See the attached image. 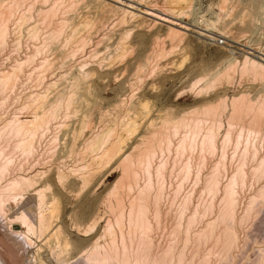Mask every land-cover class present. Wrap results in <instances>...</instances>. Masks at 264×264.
Instances as JSON below:
<instances>
[{
    "label": "bare ground",
    "instance_id": "obj_1",
    "mask_svg": "<svg viewBox=\"0 0 264 264\" xmlns=\"http://www.w3.org/2000/svg\"><path fill=\"white\" fill-rule=\"evenodd\" d=\"M22 1H24V0H6V1L0 0V53H2V52L4 53V50L6 51V49H5V45L7 47L6 42L8 41L10 34L13 33V32L11 33L9 31V21L11 22V20H12L11 16L13 14H15L16 9L19 7V5H21V3L23 4ZM46 1H48V0H46ZM46 1L44 0V2H46ZM57 1H59V0H55L54 4L50 3V6L48 5V8L46 6V9H44V7H42V8L39 7V9H35V12H36L35 16L37 17V22L35 21V24H33L32 26L29 25L30 28L28 26H26L27 28H25V30L27 29L28 34L27 33H25V34H27L29 37V34H31V32L29 33V31H32V35H33L35 33V28H38V26H35V25L36 24L38 25L39 20H40V24L42 23V26H43V24H46V27L47 26L49 27V30L47 31L48 36L44 34L45 35V38H44V35H41V36H43V38L41 37V39L42 40L46 39V41L48 43L53 41L52 45L56 39H59L60 42L56 45L54 43V45H53V46H55L54 50L56 48V50L58 52L55 51V54H54V52L51 51L53 53V55H52L53 57H51L52 59L50 58V60H47L48 58H46V59L42 58L43 60L39 61L38 67L41 66L40 69L42 67H44L45 70L49 69L48 71H50V69H52V68H58L59 69L61 67V70H62V67H66V65H65L66 64L65 63L66 62V60H65L66 53H65L64 49H67L66 51L67 52L69 51V58H71V56H72V58H74L75 54L77 55L80 53V56L78 55L79 58L75 59V62H74V64L76 63V66L71 62V64H73V67L75 66L74 68L77 67L76 68L77 74L74 73V74H71L70 76L66 75V77H63V73L58 74L57 73L58 71H57L56 73L58 74V76L56 75V77H55L53 74L50 75L53 71V69H52V71L50 73H48L49 76L50 77L53 76L52 78L58 77L60 79H59V81L54 82L55 79L52 81V79H50L48 77L52 82L51 81L46 82V83H48V84H46V86L48 85V87H49V85L50 86L54 85V84L56 85L58 82V84L60 86L62 85L63 88L60 89L58 92L56 91L57 92L56 94H54V91H53L52 93L54 95H52V93H50L52 95V98H50V99H48L46 94H41V93L39 94V91L41 89L38 91V93L33 92L34 94H31L32 93L31 92L30 93L31 95L29 94L30 96L27 95V97H25L26 101H24V103L28 102V106L31 107V111H32L31 112L32 113L31 118L32 119L29 118L28 120H25V119L20 120L17 117L18 115L17 116L15 115V116L9 118L7 121L4 120V123L3 122H2L3 124L1 123L2 125L0 124L1 125L0 126V264H232L233 263L232 262V260H233L232 256L235 254V253H233V255H232V251H233V247L236 244V240L238 238V237H236V234H238V233H235L236 229H234V227H233L234 226V224H233L234 219H235V217H237L235 215L236 213L234 212L235 204L237 202V197H236V193L234 191L235 187H233V186H235V184H237L238 182L240 183L239 185H241V183H243V180L246 177V171H243L242 165L244 167L243 163L245 162V158L248 157V155L251 156V159H253V161H254V159L256 160V164L253 167V173L256 175L260 174V177H262L261 175H262L263 170H264V154L263 153H262L263 155L259 154L257 142L260 140L259 139L260 137L264 136V99L253 100V99H251V97H248V94H246L244 92L242 93L240 91L241 92L240 94L238 93L236 95H232V97H230L228 101H227V98L224 96L215 98L214 102H209V101H206L207 99L206 100L202 99L205 102V104L203 105L202 108H200V109L195 108L193 110L190 109V112L188 110H186V112L187 111L189 112V113L187 112L188 113L187 115L183 112V115L181 114V116H180V113H179L178 116H180V117L176 118V120L173 119L175 117H173L172 119H167V120H163L161 118L163 120V122H161L160 125L156 123L158 126L153 123V119L150 120L149 122L147 121V124H145L144 128L142 129L143 133H138L136 135L137 136V139H135L136 145L133 147L131 146L132 149L130 148V152H128L126 155L124 154V156H123L122 151L124 149V144H123L125 141L124 136L125 135L127 136L128 134H130L131 132H133V130L136 131L137 123L139 122V118H138L139 113H137L136 115L134 114V116H133V113H135V112H133V110L135 109L136 104L134 103L135 106H134V109L132 110L133 104H130L132 95L126 94L125 92L119 93L120 95L118 94L119 97H117V99H118L117 102H119L120 105L124 106V110L122 109L123 112H120V110H119V112H120L119 113L117 111V114L119 113L118 116H117V114L115 115V113H114V115L116 116V118L113 120L114 122L112 124H110L111 123L110 122L109 124H106V125L103 123L104 128H101L102 130L99 129L100 130L99 133L96 132L95 135H90L87 137L84 136L82 138V140L80 138V142L82 141V144H83V150L88 154L86 156H88V158H89L88 160H90L91 163H89V161H88L89 166L87 164L86 165L89 168L85 167V168H87L86 170L84 169V165H82L83 168H81V166H80L78 170H77L78 167L76 169H74V170H76V172L79 171L78 175L80 174V170L81 171H83V169L85 170L84 173L80 174V176L83 178V182L86 183V178L91 177L92 174H94V171H96V169L98 167L100 168V166H103V165L107 166L109 164H112L113 162L115 163L116 161H118V164L117 163L116 164L118 166H120V167H118L119 169L121 168L120 169L121 173L118 175L119 179L117 181H115V183L113 181V183L115 185H114L113 189H111L112 192L110 194H109V192L107 193L113 199V202H111V201L109 202L110 199L107 200V198L105 197L106 198L105 201L110 203L109 205H107L108 203L106 202V205L111 208L110 210L112 212V216H111L112 219L111 220L108 219L109 217H107V216H106L107 218L104 217L105 223L103 226H102V224L97 226L96 222H94V221L92 222V219H91V222H92L91 225L89 223H88L89 225H87V221H86L85 226H81L80 222L78 225H71L70 227L64 226L65 219L57 211V204H56L57 198H55V195L53 194V192L49 195H46L45 190L48 189V186H45L44 184L42 186L37 185V182L33 179V176L32 175L29 176L28 173H25L24 168L22 167V162H21V164L18 163L19 158L21 157V154H22L21 159H24V155H26L25 156L26 160H27V158L31 157V154H34L35 153L34 151H36V149H38L37 144L39 145L41 140L43 141V139L47 138V142L45 139L46 145L49 141L50 142L56 141V133L54 134L55 131L51 133V131H53L54 129L57 130L59 127L57 128L55 126L59 125V123L57 125H53L54 128L52 127V129L50 131V128L52 125L51 121L53 122L54 119L55 120L57 119V117L55 118V113L57 110H59V109L62 110L64 108L62 111H65L69 108L71 101H72L71 96L73 94L74 95L80 94L79 92L81 90L89 93L87 90L90 89L89 87L92 88V85L108 82V81H110V79H113V77L114 78L116 77L114 72L117 73V71H115V70H113L110 74L109 73L108 74H102V71L114 68L116 58L118 56L119 57L123 56V54L125 53L127 48L125 45L124 46L120 45V44H122V42H120V38L121 37L123 38L124 35H125L124 37H126V35L128 36L130 31H129V29H128V31L125 30V32L127 34L123 33V36H121V37L118 35L119 39H118L117 35H115L116 37L112 38L109 36V33H106V34H108V36H107L108 40L103 45H104L105 49H106V47H108V48L110 47L111 51L109 50L110 53L108 52L109 54L107 57H105L104 56L105 54H104L103 58L98 59V54H96V53H98V48L96 50V46L100 42H102V41L104 42V39H107L106 35L104 33H100V31H101L102 27L104 28L103 25H108V22H109L108 20H110V18L108 19V18H105L106 16L105 17L103 16L105 19H108L107 20L108 22H106L107 24H104L106 20L100 17V14H99L100 12H102L104 10H106V11L108 10L107 12L112 10V12H114L113 10H115V9H119V11L122 12V15L120 17L118 15V13L120 14L119 11L118 12L116 11L117 13L116 12L114 13L115 15L117 14V16H116L117 18H115V20H117V21L114 22L115 21L114 20L113 21L114 24H113V22H111L112 21L111 20L110 22L112 23V26L115 24L117 25L118 23H122V21L124 20L123 18H126V17H123L125 15L126 16L129 15L131 17V19H133L135 17H139L141 14L144 16H147V17L148 16L151 17L152 19H149V20L151 21L152 24L153 23H155V24L159 23V24L163 25V23H165V28H164L165 36H163L165 41H166V39H169L172 42L176 41V40H179V41L182 40L183 36L185 35L182 30H185V31L190 30L192 27L196 28L198 35L207 38V40L208 39L209 40H215L216 39L215 38V36H216L215 32L209 31V33H208V29H207L208 27L207 28H205V27L201 28V27L197 26L198 24L196 26H194V24H195L194 20H193V23H194L193 25L190 23L185 24V23L177 22L174 20V18H176L178 16H182L179 14L183 11L184 7L188 6V8H189V5L191 3V1H189V0H163L162 5L164 4V8H162V5L159 8L157 6H154V7L152 6L153 7L152 8L151 6L145 5L146 3L142 4L139 1L138 2L137 1L132 2L133 0H111L114 3H117V4L119 3L122 7L118 6V5L115 6L113 4L105 2V0H80V2L85 1L89 5L92 4L93 10L90 13L86 11L87 9L85 10L86 12L82 13V11H84V6L82 4V6H83V9H82V6L79 5L80 4L78 2L79 0H69L68 2L65 0L66 3L62 1L63 4H59V5L57 4ZM140 1H142V0H140ZM143 2H144V0H143ZM221 2H223V0ZM247 2L251 5H254V6L257 5L256 0H247ZM247 2H246V4H248ZM77 4L81 7L80 15H78V14L74 15ZM237 4L238 3L236 2V5ZM249 4H248V6H249ZM86 5H85V7L87 8L88 6H86ZM139 5H141V7H139ZM234 5L235 4L232 3L233 7H234ZM260 5H259V7H260ZM24 6H26V5H24ZM31 6H32V2L28 6L26 11L30 12L31 9L34 10L33 9L34 7L33 6L31 7ZM228 6H230V5H228ZM243 6H244V3H243ZM245 6H247V5H245ZM221 7L223 8V5ZM20 8H19V10H20ZM237 8H241L244 11L245 7L242 8V5H241V7L238 6ZM61 9H63L64 11H67L68 15L65 14L64 16H62V14H61L62 17L60 15H58V12ZM229 9L230 8L227 7V10H229ZM23 10H24V8H23ZM23 10L19 11L18 17H16L18 14H16V16L13 15V17H16L15 19H17L16 20L17 22H19V21L21 22V20L25 18V13H21V11H23ZM71 10L74 13L73 15H70L71 13L69 14V11L71 12ZM134 10L137 11V13ZM220 10H221V8H220ZM233 10L235 11V9H233ZM17 11H18V9H17ZM80 11H78V12H80ZM225 11H224V15H222V16H225L227 14V12H225ZM29 12H28V14H29ZM238 12H240V11H238ZM87 13H89L90 15ZM103 13L104 12H102V14ZM243 13H241V14H243ZM186 14L187 13H184V15H186ZM55 15H58V18L61 17V20L59 19L60 21L59 20L56 21L55 18H57V16H55ZM111 15H113V14H111ZM111 15L109 14L107 16H111ZM246 15H247V13H246ZM113 17H114V15H113ZM26 19L27 18L24 19L25 22L27 21ZM54 19H55V21H54ZM112 19H114V18H112ZM154 20H156L157 22ZM24 21L22 20V23H21V24L24 23L23 26L25 25ZM14 22L15 21H13V24H14ZM137 23H139V22H137ZM11 25H12V23H11ZM16 25H19V24H15V25H12L10 27H12V28L14 27L16 29ZM20 25H19V28L17 27L18 28L17 30H19V31H20V27H21ZM109 25H110V23H109ZM141 25H142V23H141ZM176 25H177V27H175ZM65 26H68V28H67L68 31H66L67 29L64 30ZM118 26H119V24H118ZM190 26H192V27H190ZM208 26H209V24H208ZM39 27H41V26L39 25ZM43 27H45V26H43ZM109 27H111V25ZM116 27L117 26H115V28ZM210 27H209V29H210ZM212 28H213V26H212ZM15 29H13V30H15ZM43 29L45 30L46 28H43ZM130 29H131V27H130ZM219 29L220 28H218V30ZM109 30H110V28L108 29V31ZM192 30H194V29H192ZM221 30H222V32L220 30L217 32V33H219V35L224 34V32H225L223 30V28H221ZM225 30H226V28H225ZM228 30H227L228 32L226 31L225 34L226 33H232L230 31V29H228ZM115 31H117V30H115ZM119 31H120V28H119ZM9 32H10V34L8 35ZM39 32L37 31V33H39ZM106 32H107V30H106ZM14 33H16V35L15 34H12V35L17 36V32L14 31ZM92 33L96 34V38L97 37L98 38H97V40L95 39L94 42L92 41V44L90 46L94 45L95 47L90 49L89 44L91 42L89 43V40L91 38L90 37L91 35L87 36V34H92ZM7 36H9V37L7 38ZM14 36H12V40H14L13 39ZM226 36H229V34ZM230 36H231V34H230ZM234 36H235V34H234ZM36 37H37V34H36ZM18 38H19V33H18ZM29 38L32 39V37H29ZM161 38H162L161 35H157L156 37H153L151 39V41H149L150 45L149 44H147V45L152 48V54H150V53H149V55L145 54V57H146L145 58L146 60H144L145 62L148 59L150 60L152 58V60L155 62L152 65L157 66V64L159 63V62H157V60L160 59L163 54H166L163 52L165 50V48H163L160 45L163 42V39H161ZM16 39L17 38H15V40ZM35 41L36 40H34L33 42H35ZM121 41H122V39H121ZM123 41H124V39H123ZM179 41H177V42L179 43ZM25 42L27 43V41H25ZM57 42L58 41H56V43ZM48 43H46V45L43 47H45V48L49 47L50 48L51 45L47 46ZM87 43H89L87 46L91 50V52L87 51L85 48ZM144 43H145V40L142 38L141 44H144ZM14 44H18V39H17V42L15 41ZM41 44L42 45L45 44V40H44V43L42 41ZM65 46L68 48H66ZM40 47H41L40 45L38 47L36 46L35 50H36V48L44 50L43 47L42 48H40ZM128 48H131V47L129 46ZM47 49L48 48H46V50ZM33 50H34V47H33ZM41 50H38L39 53L41 52ZM38 51L36 50L37 53H38ZM118 51H119V53H118ZM77 52H79V53H77ZM255 52H257V54L253 53V51L249 52V54L251 53V55H253V57H255L257 60L253 57L243 55L241 67L239 66V71L241 73H243V75L245 74L244 72H246V73H249L250 76H253L252 78H258L260 80H264V47H262V49H260V51L255 49ZM49 53H50V51H49ZM27 54H26V57L25 56L23 57V60L17 59L16 61H14V63L11 61V64H9V66H11L9 68L10 72L8 70L0 72V91H2L5 88H8L7 90L9 92V88L13 87V84L15 87L16 86L15 83H18V82H20V80H22L21 78H20V80L19 79L17 80V78H14V76H15V71H16V77L19 74L21 75V77L24 76V75H22V73H18L20 71H23V70L19 71V69L20 68L22 69L23 66L24 67L28 66L27 63L30 60L33 61L31 55L29 57ZM30 54H31V50H30ZM33 55H35V54L33 53ZM63 55H65L63 57L64 65H63V62L61 61V57ZM94 55H97V56H95L96 59H94L93 63H89L88 62L89 59L92 60V58H90V57H92ZM106 55H107V52H106ZM35 56H34V59H35ZM40 56H41V54H40ZM67 57H68V55H67ZM67 57H66V59H67V66H68V65H70L69 64L70 62L68 63L69 58H67ZM75 58H76V56H75ZM123 58H124V56H123ZM162 59H163V57H162ZM72 60H70V61H72ZM148 61L146 63H148ZM220 61H222L220 63V64H222V66L220 65L221 66V67L219 66L220 68L217 67L215 69V71L212 73V75L210 74L211 76H210L209 80H206L203 83H201V81L204 80V77L203 78L198 77L193 83L191 82L192 84H190V89L191 90L192 89L197 90L196 94H199V93L205 91L204 95H206L205 94L206 91H208L209 88L212 87V85L218 83V81L220 83H222L221 81L223 80L226 83H229V81L231 79L230 77L232 76V75H230V73H233L232 72L233 67L237 68V66H236L237 61L234 57H230V56H229V58H225L224 60H220ZM145 62H144V64H145ZM150 62H151V60H150ZM29 63H31V62H29ZM0 65H2V64H0ZM139 66H140V69L138 71H140L142 69L141 64ZM8 67H7V69H8ZM71 67L72 66L70 65V68ZM34 68H36V67L33 66V69ZM70 68L67 70L71 71L73 69V68L72 69H70ZM145 68H147L146 64H145ZM236 68H234V70ZM58 69H56V70H58ZM63 69L65 70V68H63ZM231 69H232V71H231ZM3 70H6V69L3 68ZM17 70H18V72H17ZM34 70L36 73L37 70L36 69H34ZM144 70L146 71V69H144ZM30 71H31V69H30ZM43 71L44 70L42 68L40 71V72H42L41 73L42 75H43ZM48 71H44V73L48 72ZM55 71H53V73ZM68 71H66V73ZM141 71H140V73H141ZM62 72H63V70H62ZM149 72H151V71H149ZM37 73H38V78H39V74H40L39 71ZM37 73L35 74V76L37 75ZM140 73L138 72L136 74L137 75L139 74L138 76L142 77V74L140 75ZM241 73H239V74L241 75ZM45 75H44V77L47 78V76H45ZM64 75H65V73H64ZM146 75H147V73H146ZM27 76L29 77V80L32 79V78H30L32 76V74H31V76L25 74V81L28 80ZM35 76H33V77H35ZM60 76H62V78ZM138 76H137V78H138ZM18 78H19V76H18ZM22 78H23V82H24V77H22ZM143 78L144 77H142V79ZM41 79H42V77H40L41 84L37 80V77L34 79V82H36L35 87L36 86L37 87L38 86L39 87L44 86L45 83L42 85V81L44 82V80L41 81ZM56 80H58V79H56ZM135 80L137 81L136 75H135ZM140 80L141 79L139 78V82H140ZM13 81H14V83H13ZM231 81H232V79H231ZM26 82H28V81H26ZM32 82H33V80H32ZM129 82H131V81H129ZM20 83H22V82H20ZM24 84H26V83H23V85L22 84L21 85L24 86ZM19 85L20 84H17L18 87H19ZM21 85H20V87H21ZM58 88H61V87H58ZM125 88H127L126 85H125ZM128 88H129V86H128ZM139 88H140V86H139ZM65 89L68 90L66 96H64V94H65L64 90ZM12 90H15V89L12 88ZM91 90H90V92H91ZM92 91L94 92V89ZM5 92H6V90H5ZM45 92H47V90H45ZM63 92H64V94H63ZM0 94H2V95H0L2 97L6 93L0 92ZM91 94L94 95L93 93H91ZM194 94H193V96H194ZM199 95H201V94H199ZM5 96H7V95H5ZM15 97H16V95H15ZM75 97H77V95H75ZM82 99H84V97H82ZM4 100H6V99H4ZM75 100H76V98H75ZM75 100L73 99V102H75ZM78 101L81 105V99ZM127 101L130 105L127 103ZM142 101H143V98H142ZM1 102L3 103L2 99H1ZM132 102H134V101L132 100ZM126 103L128 104V106H125ZM139 104H141V103L139 102ZM139 104H137V105H139ZM24 105H26V103ZM92 105H93V103H92ZM28 106H27V108H28ZM145 106H146V104H145ZM201 106H202V104H201ZM77 107H78V105H77ZM87 107H88V104H87ZM24 108H26V107H24ZM136 108L139 109L138 106ZM153 109H154V107H153ZM60 110H59V112H60ZM84 110H85V108H84ZM139 110H141V109H139ZM170 110L171 109L169 108V111ZM62 111H61V114H62ZM135 111H136V109H135ZM148 111H149V109H148ZM107 112L108 111H106V113ZM130 112L132 114H130ZM146 112H147V110H146ZM166 112H167V109H166ZM63 113H64L63 116H65L66 113L65 112H63ZM75 113H77V112L75 111ZM57 114H58V111H57ZM103 114H104V112H103ZM103 114H102V116H100L101 118L103 117ZM147 115H148V112H147ZM166 116L167 115H165V117ZM70 117H72V116H70ZM89 117H91V116H89ZM145 117H146V114L143 117L142 122H144ZM63 120H65V117L62 119V121ZM83 120H84V118H83ZM146 120L147 119H145V121ZM85 121H86V117H85ZM56 122H57V120H56ZM61 125H62V123H61ZM82 125H83V123H82ZM84 125H85V123H84ZM139 125H140V122H139ZM60 128H62V126ZM64 128L66 129V127H64ZM64 128H62V129H64ZM79 128H81V127H79ZM82 129H84V128H82ZM65 131L66 130H64V132ZM88 131H90V130H88ZM88 131H87V133H89ZM56 132H58V130ZM79 132H81V131L79 130ZM76 134L78 136V132ZM65 137H67V136H65ZM128 137H129V135H128ZM73 139H74V137H73ZM77 139H79V137ZM73 142H71V143H73ZM218 144L220 146L219 149L221 148V152H222L221 154L223 157V158H221V160L223 159V161L225 159L224 158V154H225L224 153V147L226 145H231L233 147V151H231L233 153L229 152V154L231 153V158H229L231 160H232V157L235 156V154L238 152L237 149H239V147H240L238 155H236V156H238V160L240 162V165L237 163V166L238 165L239 166L237 168H235V172L233 171L234 173H232L228 176V179H227V181H225L226 183L223 184V186H222L221 179H220L221 175L217 171L218 162H220L221 160L220 161L218 160L217 165L214 164V167L212 168L213 170L209 174L206 172L207 175L204 176L203 184L201 183V185H203L202 188L204 191L211 194L213 199L219 192L220 193L222 192L221 194H222V200H223L222 205L223 206L221 205L222 206L221 210H219V213L216 217L214 216L215 218H212L213 220H206L201 226L197 227L196 230H193V229H195L194 226H193L194 228L192 227L193 229L190 226L193 224V222L191 223V221L193 219L190 216V218L187 219V223L185 224L186 227L184 226L185 228L184 229L182 228L184 231L183 232L181 231L183 233L182 234L183 237L181 239V240H183V242H181V245L178 246L177 241L181 235V233H180V230H181L180 226L181 225L179 226V224H181V223L178 224L179 217L177 219L176 218L177 216L174 214L176 216L175 217V220H176L175 223H177L178 226L175 223H173L174 222V220L172 218L173 214L171 216L173 222L170 220V218L167 221L166 219L168 217L166 218V216L169 215L170 213L169 214L164 213L163 212L164 210L162 211L161 210L162 207L160 208V205H159L161 203L160 200H162L161 199L162 198V196H161L162 190L160 188L167 178V177L165 178V175H167L166 171H167V169L169 170V167H168V163H169L168 157L169 156H168V154L169 153L171 154V152H174L173 155L172 154L171 155H172V158L175 156L174 160L176 161L177 159L178 160L180 159L177 156L180 157V155H182V154L184 155V152L186 153L188 150H189L188 154L190 153V151H192L195 148H199V150L207 149L208 151H210V150H215V148L218 146ZM52 145L49 146V143H48L47 150L49 148L51 149ZM79 146H80V143H79ZM54 147H56V144ZM16 150L20 151L19 152L20 157H19L18 153H17L18 156H15ZM51 150H53V149H51ZM199 150L197 152L200 153ZM48 151H50V150H48ZM70 153H71V151H70ZM51 155H52V153H51ZM78 155H79V152H78ZM83 155L85 157V153H83ZM200 156H201V154H200ZM16 157H18V160H16L17 159ZM38 157H40V156H38ZM190 157L191 156L189 155L188 158L190 159ZM43 158H42V160H43ZM182 158L183 157H181V159ZM156 159H157V162H156ZM189 159H187L185 161L183 167H181V169L183 170V173H182L183 177L187 176L186 173L189 172L190 167L192 165V164H190L192 160L189 161ZM58 160H61V159H58ZM200 160H201V157H200ZM36 162H37V160H36ZM74 162L77 163L76 160ZM171 162H172V164L174 163L173 159ZM24 163H26V162L24 161ZM202 163H203V161H202ZM214 163H216V162H214ZM251 163H252V161H251ZM31 164H32V162H31ZM61 165H63V164H61ZM179 165H180V163L175 167H177V169H178V168H180ZM197 165H195V166H197ZM39 166H40V163H39ZM169 166H170V164H169ZM175 167H173V169ZM27 169H26V171L29 170V169L28 170ZM197 170L195 172L196 177L194 176L195 174L193 173V176L195 177L194 180H196V178L198 179L199 175H200V174H197V172H198ZM244 170H245V168H244ZM170 171H171V168H170ZM174 172H177V171H174ZM140 174L142 175V177H144L143 183L141 182V186L143 185L142 187H140V185H139V181H142V179L138 180L139 177L141 178V176H139ZM78 175H76V176H78ZM57 176H60L59 172L57 173ZM80 176H78V178ZM257 177H259V176H257ZM186 179H187V177H186ZM254 179L256 180V178H254ZM154 181L157 183V186H159V187H157V189L155 187L156 191L151 194V190L153 189V188H151V184L154 183ZM201 182H202V180H201ZM155 185L156 184H154L153 187ZM242 186H243V184H242ZM259 188H260V186H259ZM203 190H201V191H203ZM47 191H49V190H47ZM153 191H154V189H153ZM236 192H237V190H236ZM263 192H264V184L258 190L259 194H262ZM176 193H177V190H176ZM106 196H108V195H106ZM253 196H254V194H253ZM255 196H257V195L255 194ZM257 198H260V197H257ZM186 199H188L187 195H186ZM186 199H185V202H186ZM219 202H220V200H219ZM89 203H90V201H89ZM212 203L213 202L210 201V203L208 205H206L207 207L205 208V210H207V211L211 210V212H212V207H213ZM103 204H104V202H103ZM109 207L107 210H109ZM166 207L168 208V206H166ZM167 208H165V209L168 212ZM177 209H178V207H177ZM245 209H246V207H245ZM195 210H196V208H195ZM195 210H194V212H195ZM242 212L243 211H241V213ZM107 215H109V214H107ZM101 217H102V215H101ZM101 217H99V219ZM262 218H264V217H262ZM95 219H97V217ZM237 220H238V217H237ZM260 220H262V219H260ZM100 221H101V219H100ZM164 221H165V223L169 222L170 224H172V225H170V226H172V227H170V229L168 228L169 227V225H168L167 229H169V230H167L166 227L164 226L165 225ZM262 222H261V224H262ZM169 223H166V226ZM216 223H219V224H216ZM259 223H260V221H259ZM219 225H220V227L218 228ZM215 226L218 228V230ZM255 226H257V223ZM215 228H216V230H215ZM163 229H165V230H163ZM253 229H255V228H253ZM166 230H167V234H166L167 238H165L166 240H164V232L166 233ZM162 231H164V232H162ZM260 231H257V232L259 233ZM159 233H161V234L163 233V240H160V238L159 239L156 238L157 234H159ZM249 234L251 235V233H249ZM160 236H162V235H160ZM248 237H250V236H248ZM261 237H262V235H261ZM256 250H258V249H256ZM262 251H264V250H262ZM240 260H242V259H240ZM257 262H259V261H257ZM239 264H240V262H239Z\"/></svg>",
    "mask_w": 264,
    "mask_h": 264
},
{
    "label": "rangeland",
    "instance_id": "obj_2",
    "mask_svg": "<svg viewBox=\"0 0 264 264\" xmlns=\"http://www.w3.org/2000/svg\"><path fill=\"white\" fill-rule=\"evenodd\" d=\"M30 1L31 0L22 1L23 4L21 3V5H19V7L17 8L18 11L16 9L15 14H13L14 16H16V14H18L19 11L23 10V8H24V10L21 11V13H25V18H27L26 22L24 21L25 18L22 19L25 22V25H24L25 27L23 26L24 23L21 24L22 20H21V22L20 21L17 22L16 21L17 19H15L16 17L19 16V14L16 17H13V15L11 16L12 20H11V22L9 21V31L11 33L13 32L12 34H15V35H16V33H14V31L17 32V36H14V35L10 34V32L8 33V35L10 34V37L7 36V38L8 37L9 38H8V41H7L8 43L6 42L7 47L5 45L6 51L4 50V53L3 52L0 53V64H2V65H0V69H1L0 72L1 71H7V70L10 72L9 68L11 66H9V64H11V61L14 63V61H16L17 59L18 60H23V57L24 56L26 57L27 53H28L27 55L29 57L31 55V57H32L34 62L32 60H30L29 62H31V63L33 62L32 64L28 62L29 63V64L27 63L28 66H26V67L23 66L24 68L22 67V69L21 68L19 69V71L20 70H23V71L18 72V70H17L18 73H22V75H24V76H22V77H24V82H23V78L21 77L20 74L18 75L19 78H18V76L16 77V71H15L14 78H17V80L18 79L20 80V78H21L22 80H20V82H22V83L17 81L18 83H15V85H16L15 87H14V84H13V87L9 88V92L7 90L8 88H5L2 91H0L1 93L2 92L6 93L2 97L0 96L1 97L0 98V102H1V99L3 101V103L2 102L0 103V124L2 122L4 123V120L7 121L9 118H11V117H13L15 115L16 116L18 115L17 117L20 120H24V119L28 120L29 118H31V115H32L31 107L28 106V102H25L26 105H24L25 104L24 101H26L25 97H27V95L30 96L31 94H34L33 92L38 93V91L41 89L39 91V94L40 93L41 94H46L48 99H50V98H52V95L56 94L60 89L63 88L62 85L60 86L58 84V82H57L56 85L55 84L51 85V86L49 85V87H48V85L46 86V84H48L46 82H50L51 81L50 79H52V81L55 79L54 82L55 81H59L60 78H58V77L57 78H52L53 76L50 77L49 74H48V73H50L52 71V69H53V71H55L58 68H52V69H50V71H48L49 69L45 70L44 67H42L44 71H48V72H45V73L43 71V75H42L41 74L42 72H40L42 68L40 69L41 66L38 67L39 66V61L43 60L42 58H45V59L48 58L47 60H50V58L53 57L52 56L53 53L51 51H53L54 54H55V51L58 52L56 50V48L54 50L55 46H53V45H54V43H55V45L58 44L60 42V40L56 39L55 42L53 43V45H52L53 41L48 43L46 41V39L42 40L41 37L43 38V36H41V35H44V34L47 35V31L49 30V27L47 26L48 27L47 28L46 24H43V26H45V27H43L42 23L40 24V20L38 21V25L37 24L35 25V26H38V28H35V33L32 35V31H29V33L31 32V34H29V37H32V39H30L28 37L27 29L25 30V28H27L26 26H28L30 28V26L35 24V21L37 22V17L35 16V14H36L35 9H39V7L40 8L44 7V9H46V6L48 8V5L50 6V3L54 4L55 0L54 1L53 0H48V1L45 0L46 2H44V0H34V1L32 0L31 2H32V6L34 7L33 8L34 10L31 9V11L29 12V11H26V10H27L28 6L31 4ZM62 1L66 3V1L68 2L69 0H66V1L65 0H61V1L59 0V1H57V4L58 5L59 4H63ZM136 1L137 2L139 1L142 4L146 3L145 5H148V6H151V7L152 6L153 7L157 6L158 8L161 7V5L163 3V0H152V1L151 0H144V2H143V0L142 1L133 0L132 2H136ZM189 1H191L190 5H189V8H188V6L184 7L183 11L179 14V15H182V16H178V17L174 18V20L177 21V22L185 23V24L186 23H190L192 25L194 24L193 23V20H194L195 21L194 26H196L198 24L197 26L201 27V28L202 27L203 28L204 27L205 28L208 27L207 28L208 29V33H209V31L215 32L216 33V36H215L216 39L215 40H209V39L207 40V38L198 35L196 28L190 26V27H192L190 30H186V31L182 30L184 32V34H185L183 36L182 40H180V41L176 40V41L172 42L169 39H166V41H165V39L163 38V36H165V34H164V32H165L164 31L165 23H163V25L159 24V23H156V24L153 23L152 24L151 21L149 20V19H152L151 17L148 16L149 17L148 18L147 16H144V15L141 14L139 17H135L136 19L135 18L131 19V17L129 15H127V16L125 15L123 17H126L127 19L123 18L124 20L122 21V23H118L117 22L120 27L118 26V24L117 25L115 24V25L112 26L111 22H113L115 20V18H117L116 17L117 14L115 15L114 13L116 11L118 12L119 9L113 10L114 12H112V10L109 11V12H107L108 10L107 11L104 10V11H102V12H104L103 14H102V12H100L99 14H100L101 18H103V19H105V18L109 19L110 18V20L105 19L106 21H105L104 24H107L106 22L109 21L108 25L110 23L111 27H109L110 25L109 26L108 25H103L104 28L103 27L101 28L100 33H104L106 35L107 39H104V42L103 41L100 42L97 45L98 47L96 46V50L98 48V53H96V54H98V59L103 58L104 54H105L104 56L107 57L108 54L110 53L109 50L111 51L110 47H109L110 49L108 47H106V49H105V47L103 45L108 40V37H107L108 34H106V33H109V36L114 38V37H116L115 35H117V36L119 35L120 37L123 36V33H126L125 30L128 31V29H129V31H130L128 36L126 35V37H124L125 36L124 35L123 38L122 37L120 38V42H122V44H120V45H123V46L125 45L126 48H127V50L124 53L125 55L123 54L124 58H123V56H120V57L118 56L117 58L115 57L116 60H115L114 68L102 71V74H108V73L110 74L113 70H115V71H117L118 74L116 72H114L115 75H116L115 78L113 77V79H110V81H108V82L92 85V88L89 87L90 89L87 90L89 93H87L85 91L88 95L82 90L79 92L80 94H75V95H77V97L79 96L78 98L75 97V95L73 94L71 96V98H72L71 99L72 100L71 104H70L69 108L67 109L68 111L67 110L62 111L64 108L63 109L61 108L62 110L59 109L60 112H59V110H57L58 114H57V111H56L55 118L57 117V119H56L57 122H56L55 119H54L55 121L54 120H53V122L51 121L52 125H51V128H50V131H51L53 125H57L58 123H59V125H57L55 127H57V128L59 127L60 128L62 126V128L66 127V129L65 128L64 129H62V128L59 129L58 128L57 129L58 132H56L57 131L56 129L51 131V133L54 132V131H55L54 134L56 133V141L50 142L48 140L49 141L48 142L49 146H51L53 144L52 147H51V149H53V150H51L50 148L48 149L50 151L47 150L48 143L46 145L47 138H45L46 142H45V139H43V141L41 140L39 145L37 144L38 149H36V151H34L35 153L33 152L34 154H31V157L27 158V160H26V157H25L26 155H24V159H21L22 158V154L20 153L21 154V157H20V155H19L20 151H17L18 149L15 151V156L19 155V157H20L18 163L21 164V162H22V167L24 168L25 173H28L29 176L32 175L33 179L37 182V185L42 186L44 184L45 186H48L47 190H49V191L45 190L46 195H49V194H51L53 192V194L55 195V198H57V201H56L57 202L56 203L57 204V211L65 219L64 226L70 227L71 225H78L79 222H80L81 226H85L86 225V221H87V225H89V224L91 225V223L94 221V222H96L97 226L101 225V224L103 226L104 223H105V221H104L105 218L104 217L107 216V217H109L108 219H110V220L112 219V217H111L112 216V212L110 210L111 208L109 206H107L110 203L105 201V199L106 198H107V200L110 199L109 202L110 201L113 202V199L110 197L109 194L112 192L111 189H113V187L115 185L114 184L115 181H117L119 179L118 175L121 173L120 172L121 168L120 169L118 168V167H120V166L117 165L118 161H116L115 163L113 162L112 164H109L107 166L106 165L105 166L104 165L100 166V168L98 167L99 169L97 168L98 170L96 169V171H94V174H92L91 177L86 178V183L87 184L85 182H83V178L80 176V174L84 173V171L87 168H89L88 166H89V163H91V162H90V160H88L89 159L88 156H86L88 154L83 150V144H82V141L80 142V138L82 140V138L84 136L87 137V136H90V135H95L96 132L99 133L100 130H102L101 128H104V124L106 125V124H109L110 122H111L110 124H112L114 122L113 120L116 118L115 115L117 114V111L119 112V110H120V112H123L124 106L120 105L119 102H117V100H118L117 97H119V95H120L119 93L125 92L126 94H131L132 95L131 101H130L131 102L130 104H133L132 110L134 109V106L136 104V106H135L136 111H135V109L133 110V112H135V113H133V116H134V114L136 115L137 113H139L138 114L139 116L138 115L137 116H138L139 122H140V125H139V122L137 123L136 131L133 130V132L128 134L129 137H128V135L124 136L125 137V141L123 143L124 144V149L122 151L123 156H124V154L126 155L128 152H130V148L132 149V147L136 145V140H135V139H137L136 135L138 133H143L142 129L144 128L145 124H147V121L149 122L150 120L153 119V123L155 125H157V124L160 125L161 122H163V120L172 119L173 117H175L173 119L176 120V118L180 117L181 114L183 115V112L187 115L190 112V109L193 110L195 108H197V109L202 108L203 105L205 104L204 100H206V99H207L206 101L214 102L215 98L224 96V97L227 98V101H228L229 98L232 97V95H236L238 93L240 94L241 92L242 93L244 92V93L248 94V97H251V99H253V100L264 99V80H260L258 78H252L253 76H250V74L246 73V72H244L245 74L243 75V73H241L239 71V66L241 67V62H242L243 55H247L249 57H253V55H251V53L249 54V52L253 51V53L257 54V52H255V49L260 51V49H262V47H264V0H256V4H257L256 6L249 4L247 2V0H239V1L238 0H223V2H221L222 0H189ZM235 1L238 3L237 5L239 7H241V5H242V8L245 7L244 11L241 8H237L238 6L236 5ZM78 2L80 3V4L78 3L80 6H82V4L84 6V11H82V13L86 12V11L90 13L93 10L92 9L93 8L92 4L89 5L85 1H81L82 2L81 3L80 0ZM105 2H108V3L113 4L115 6H117V5L121 6L119 3L118 4L114 3L111 0H105ZM246 2L249 4V6H248V4H246ZM232 3H234L236 6L234 5V7H233ZM243 3H244V6H243ZM78 4H77L76 10H75V14L71 10V12L69 11V14L71 13L70 15H73V14L74 15H77V14L80 15L81 7ZM24 5H26V6H24ZM85 5L88 6V7L86 8ZM222 5H223V8L221 7ZM228 5H230V6H228ZM245 5H247V6H245ZM259 5H260V7H259ZM83 6H82V9H83ZM139 7H141V5H139ZM227 7L230 8V9L227 10ZM19 8H20V10H19ZM162 8H164V4L162 5ZM220 8H221V10H220ZM233 9H235L236 12ZM61 10L58 12V15H60V16H61V14H62V16H64L65 14L68 15L67 11H64L63 9H61ZM237 10L240 11V12H238ZM78 11H80V12H78ZM224 11L227 12V14L225 13L226 15L222 16V15H224ZM28 12H29V14H28ZM119 12H120V14L118 13V15L120 17L122 15V12L121 11H119ZM135 12L137 13V11H135ZM89 13H87V14H89ZM184 13H187V14L184 15ZM241 13H243V14H241ZM246 13H247V15H246ZM109 14L110 15L113 14L114 17H113V15L107 16ZM58 15H55V16H57V18H55L56 21H58L59 19L61 20L62 16L61 17L59 16L60 18H58ZM103 16L104 17L106 16V17L104 18ZM111 17L114 18V19H112ZM55 19H54V21H55ZM13 21H15L14 24H13ZM116 21L117 20H115L114 22H116ZM154 21H156V20H154ZM114 22H113V24H114ZM137 22H139V23H137ZM140 22L142 23V25H141ZM11 23H12V25H15V24H19L20 25L21 24L20 25L21 26L20 27V31L17 30L19 28V25H16V29H15L14 27L13 28L10 27V26H12ZM208 24H209V26H208ZM39 25L41 27H39ZM115 26H117V27L115 28ZM212 26H213V28H212ZM130 27H131V29H130ZM175 27H177V25ZM209 27H210V29H209ZM43 28H46V29L44 30ZM67 28H68V26H65L64 30L67 29ZM109 28H110V30L108 31ZM119 28H120V31H119ZM218 28H220L219 30L221 32H222L221 28H223V30L225 32L228 29H230V31L232 33H226L225 34V32L223 31L224 34H220L219 35V33H217L219 31ZM225 28H226V30H225ZM13 29H15V30H13ZM192 29H194V30H192ZM106 30H107V32H106ZM115 30H117V31H115ZM37 31L38 32L40 31V32L37 33ZM66 31H68V29ZM18 33H19V38H18ZM25 33H27V34H25ZM36 34H37V37H36ZM228 34H229V36H226ZM230 34H231V36H230ZM234 34H235V36H234ZM45 35H44V38H45ZM157 35H161V37H162L161 39H163V42L160 45L163 48H165V50L163 52L166 53V54L162 55L163 59L161 57L160 59L157 60V62H159L158 63L159 65L157 64V66H155V65H152V64L155 63L152 60V58L150 59L151 62H150L149 59H148L149 61L147 60L148 63H146L147 61L145 62L144 60H146L145 59L146 58L145 54H148V55H149V53L152 54V48L150 46H148L147 44L150 45L149 41H151V39L153 37H156ZM12 36H14L13 37L14 40H12ZM87 36L91 37L90 40H89V43L90 42L91 43L90 44L87 43L85 48H86L87 51L91 52L90 49L94 48L95 46L94 45L90 46V45L92 44V41L94 42L95 39L97 40L98 37L96 38V34H93V33L92 34H87ZM119 36H118V39H119ZM15 38L18 39V44L19 45L18 44H14L15 41L17 42V39L15 40ZM142 38L145 40L144 44H141V39ZM121 39H122V41H121ZM123 39H124V41H123ZM34 40H36V41L33 42ZM44 40H45V44L42 45L41 42L43 41V43H44ZM218 40H220L221 42H219ZM25 41H27V43ZM56 41H58V42L56 43ZM177 41H179V43ZM46 43H48L47 46L51 45L50 48L46 47V48H48L47 50H46L45 47H43V46L46 45ZM88 44H89V48L90 49L87 46ZM39 45L41 46L40 48L43 47L44 50L36 48L37 51L41 50L40 53H39V51L37 53L36 50H35V47L36 46L38 47ZM129 46L131 48H128ZM33 47H34V50H33ZM66 48H68V47H66ZM30 50H31V54H30ZM66 50L67 49H64V51L66 53V56L63 55L61 57V61L62 62H63V57L64 56H65V60H66V62H65L66 63L65 64L66 67H62L63 72H62L61 67H60L59 68L60 70L59 69L56 70L54 72L55 74L52 71V73L50 75L53 74L56 77V75L58 76V74L63 73V77H66V75L70 76L71 74H74V73L77 74V71H76L77 67L74 68L76 66V63L74 64V62H75V59L79 58L80 53L77 52L79 54H77V55L75 54L74 58H72V56H71V58H69V51L67 52ZM49 51H50V53H49ZM32 52L36 56L33 55ZM106 52H107V55H106ZM118 53H119V51H118ZM40 54H41V56H40ZM67 55H68V57H67ZM34 56H35V59H34ZM75 56H76V58H75ZM95 56H97V55H94V56L90 57V58H92V60L89 59L88 62L89 63H93L94 59H96ZM229 56L230 57H234L236 59V61H237L236 62L237 68L233 67L232 68L233 71L231 69V71L233 72V73H230V75L233 76V77L232 76L230 77L232 79V81H231V79H230L229 83H226L223 80L221 81L222 83H220L218 81V83L212 85V87L209 88L208 91H206V93H205L206 95H204L205 91L199 93V94H201V95H199V94H196L197 90H194V89L191 90L190 89V84H192L198 77H201V78L204 77V80L201 81V83H203L206 80H209L210 76L215 71V69L217 67L220 68L222 66V64H220L222 61H220V60H224L225 58H229ZM66 57L69 58L68 59L69 60L68 63L70 62L69 64L72 66L71 68H70V65L67 66ZM253 58H255V57H253ZM70 60H72V61H70ZM71 62L75 65L74 67H73V64H71ZM144 62L146 64L147 68H145ZM140 64H141V68H142L141 70L143 71L142 72L140 70L141 73H140V71H138L140 69V66H139ZM63 65H64V62H63ZM33 66L36 67V68H34V69L37 70L36 73L39 71V73H40L39 74V78H38V73L35 76L36 73H35V70L33 69ZM7 67H8V69H7ZM68 67L70 69L73 68L71 70L72 72L70 70L69 71L67 70V69H69ZM3 68H5L6 70H3ZM63 68H65V70ZM143 68L146 69V71ZM234 68H236L235 69L236 71L234 70ZM30 69H31L32 72L30 71ZM66 71H68V72L66 73ZM149 71H151V72H149ZM138 72L140 73V75L142 74V77H144L143 79H142L141 76H138L139 74L138 75L136 74ZM64 73H65V75H64ZM146 73H147V75H146ZM239 73H241V75ZM25 74L26 75H30V76L32 74V76L30 77L32 79L29 80V77L27 76L28 80H26V81H28V82H26L25 81ZM44 75L47 76V78H45ZM135 75H136L137 81L135 80ZM33 76H35V77H33ZM137 76H138V78H137ZM36 77H37V80L39 82H40V77H42L41 81L44 80V82L42 81V85L45 83L44 86H40V87L36 86L35 87L36 82H34V79ZM60 77L62 78V76H60ZM139 78L141 79L140 82H139ZM56 79H58V80H56ZM32 80H33V82H32ZM129 81H131V82H129ZM13 83H14V81H13ZM23 83H26L27 85L24 84V86H22ZM17 84H20V85L22 84V85H21V87H20V85L18 87ZM40 84H41V82H40ZM125 85H126L127 88H125ZM128 86H129V88H128ZM139 86H140V88H139ZM58 87H61V88H58ZM12 88L15 89V90H12ZM91 89L92 90L94 89V92ZM5 90H6V92H5ZM45 90H47V92H45ZM90 90H91V92H90ZM53 91H54V94L52 93ZM64 91H65V94H64V92H63V94H64V96H66L68 90L65 89ZM50 93H52V95ZM91 93H93L94 95H92ZM14 94L16 95V97H15ZM193 94H194V96H193ZM0 95H2V94H0ZM5 95H7V96H5ZM81 96L84 97V99H82ZM74 97L76 98V100H75ZM142 98H143V101H142ZM4 99H6V100H4ZM73 99L75 100V102H73ZM80 99H81V105H80V103L78 101ZM202 99H204V100H202ZM132 100L134 102H132ZM139 102L141 104H139ZM92 103H93V105H92ZM127 103H128V101H127ZM127 103H126L125 106H128L129 103L128 104ZM87 104H88V107H87ZM137 104H139V105H137ZM145 104H146V106H145ZM201 104H202V106H201ZM77 105H78V107H77ZM27 106H28V108H27ZM137 106L142 111L137 109L136 108ZM24 107H26V108H24ZM153 107H154V109H153ZM84 108H85L86 111L84 110ZM169 108L172 111L171 110L169 111ZM148 109H149V111H148ZM166 109H167V112H166ZM146 110L148 112V115H147ZM186 110H188L189 112L187 111L188 112L187 113ZM61 111H62V114H61ZM75 111L77 113H75ZM106 111H108L109 113L108 112L106 113ZM63 112L66 113L65 116H63L64 115ZM103 112H104V114H103ZM114 113H115V115H114ZM179 113H180V116H178ZM102 114H103V117L101 118L100 116H102ZM118 114H117V116H118ZM130 114H132V113L130 112ZM145 114H146V117L144 118V122H142L143 121V117L145 116ZM165 115H167V116L165 117ZM70 116H72V117H70ZM87 116L88 117L91 116V117L88 118ZM64 117H65V120L62 121V119ZM85 117H86V121H85ZM83 118H84V120H83ZM145 119H147V120L145 121ZM61 123H62V125H61ZM82 123H83V125H82ZM84 123H85V125H84ZM79 127H81V128H79ZM82 128H84V129H82ZM64 130H66V131L64 132ZM79 130L81 132H79ZM88 130H90V131H88ZM87 131L89 133H87ZM77 132H78V136L76 134ZM65 136H67V137H65ZM73 137H74V139H73ZM76 137L77 138L79 137V139H77ZM259 139L260 140L257 142L258 150H259V154L263 155L264 154V136L260 137ZM71 142H73V143H71ZM79 143H80V146H79ZM55 144H56V147H54ZM219 147L220 146L218 144V146L215 148V150H210V151H208L207 149L199 150V148H195L192 151H190L191 154L190 153L188 154V152H189V150H188L186 153L184 152V155L182 154V155H180V157L177 156L178 158H180L179 160L177 159L178 161L174 160L175 156L172 158V155H173L174 152H171L172 155L169 153L171 156L168 154V156H169L168 157L169 158L168 159L169 170L167 169V171H166L167 175H165V178L166 177L167 178H166V180L164 181L163 185L160 188L162 190L161 191V196H162L161 199L162 200H160L161 203L159 205H160V208L162 207L161 210L162 211L164 210L163 211L164 213H167V214L170 213L169 215L166 216V218L168 217L166 219L167 221L170 218V220L172 222L174 220L173 223H175L176 222L175 217L177 216L176 217L177 219L179 217V221L180 222L178 220L177 221H178V224L181 223V224H179V226L181 225L180 226L181 227L180 228L181 229L180 230L181 235H180V237L178 238V241H177L178 246H180L181 242H183V240H181L182 237H183L182 236V234H183L182 232L184 231L183 229L186 227L185 224L187 223V219H189L190 216L193 219V220L191 219L192 220L191 223L193 222V224L190 225V226H191V228L194 226L195 229H193L194 227L192 229L196 230L197 227L201 226L206 220H213L212 218H215L218 215L219 210H221V208L223 206L222 205L223 200H222V194H221L222 192L221 193L219 192L213 199L212 195L207 193L206 191H204L203 188H202L203 185H201V183L203 184L204 176L207 175L206 172L209 174L213 170L212 168L214 167V164L217 165L218 160L220 161L221 158H223L222 154H221L222 153L221 152V148L219 149ZM198 150L200 151V153L197 152ZM239 150H240V147H239V149H237V151L239 152ZM70 151H71V153H70ZM231 151H233V147L231 145H226L224 147V153H225L224 154V158L225 159H224V161L222 159L220 162H218L217 171L221 175L220 179H221L222 186H223V184L226 183L225 181H227L228 176L230 174L234 173L235 172V168H237L240 165V162L238 160V156H236V155H238V152L235 154L236 157L233 156L232 160L229 159V158H231V153H233ZM78 152H79V155H78ZM229 152H231V153L229 154ZM17 153H18V155H17ZM51 153H52V155H51ZM83 153H85V157H84ZM200 154H201V156H200ZM189 155L191 156L190 159L188 158ZM38 156H40V157H38ZM181 157H183V158L181 159ZM200 157H201V160H200ZM16 158H17L16 160H18V157H16ZM42 158H43V160H42ZM171 158L173 159L175 164L174 163L172 164V162H171L172 159ZM58 159H61V160H58ZM187 159H189V161L192 160L191 163H190V164H192L191 165L192 168L190 167L189 172L186 173V175H187L186 176L187 179H186V177L185 176L183 177V175H182L183 170L181 169V167H183V165H184V163H185V161ZM23 160L26 163H24ZM36 160H37V162H36ZM75 160H76L77 163L74 162ZM88 161H89V163H88ZM202 161H203V163H202ZM251 161H252V163H251ZM31 162H32V164H31ZM156 162H157V159H156ZM214 162H216V163H214ZM39 163H40V166H39ZM179 163H180V165H179L180 168L177 169V167H175V166H177ZM237 163L239 164L238 166H237ZM61 164H63V165H61ZM169 164H170V166H169ZM243 164H244V167L242 165V169H243V171H246V177L243 180V183H241V185H239L240 183L238 182L237 184H235V186H233V187H235L234 191H235L236 197H237V202L235 204L234 212L236 213L235 215L238 217V220H237V217H235L236 220L234 219V222H233L234 226L233 227H234V229H236L235 233H238V234H236V237H238L239 239L237 238L236 244L233 247L232 255H233V253H235L234 254L235 256L234 255L232 256L233 257V260H232L233 263L232 264H239V262H240V264H264V253H263L264 251H262V250H264V243H263L264 242V238H263L264 237V227H263L264 226V218H262V217H264V192L262 194L258 193V190L264 184V170H263V173L261 175L262 177H260V174L259 175L258 174L257 175L254 174L253 173V167L256 164V160L254 159V161H253V159H251V156H249V155H248V157L245 158V162ZM82 165H84V169L85 170L84 169H83V171L80 170V174L78 175L79 171L76 172V170H74V169H76L78 167L77 168V170H78L80 166H81V168H83ZM195 165H197L198 167L195 166ZM85 167H87V168H85ZM173 167H175V168L173 169ZM170 168H171V171H170ZM244 168H245V170H244ZM26 169L28 171H26ZM196 170L198 171L197 174H200V175H199L198 179L196 178V180H194L195 177H196V173H195ZM34 171L35 172L37 171L38 173L37 172L35 173ZM174 171H177V172H174ZM58 172H59L60 176H57ZM193 173L195 174L194 175L195 177L193 176ZM76 175H78L80 177L78 178V176H76ZM139 176H141V178L139 177L138 180L142 179V181H139V185H140V187H142L143 185L141 186V182L143 183L144 177H142L141 174ZM257 176H259V177H257ZM254 178H256V180L257 179L258 180L256 181ZM201 180H202V182H201ZM113 181H114V183H113ZM154 184H156V185L153 187ZM242 184H243V186H242ZM259 186H260V188H259ZM155 187L157 189V187H159V186H157V183L154 181V183L151 184V188L154 189V191H153V189L151 190V194L156 191ZM176 190H177V193H176ZM201 190H203V191H201ZM236 190H237V192H236ZM108 192H109V194H107ZM253 194H254V196H253ZM255 194L257 196H255ZM106 195H108V196H106ZM186 195H187L188 199H186ZM257 197H260V198H257ZM185 199H186V202H185ZM219 200H220V202H219ZM89 201H90V203H89ZM210 201L213 202L212 203L213 204L212 212H211V210H208V211L205 210V208L207 207L206 205H208L210 203ZM103 202H104V204H103ZM106 202L108 203L107 205H106ZM166 206H168V208ZM108 207H109L110 211L107 210ZM177 207H178V209H177ZM245 207H246V209H245ZM165 208L168 209V212L166 211ZM195 208H196V210H195ZM194 210H195V212H194ZM241 211H243V212L241 213ZM100 214L102 215V217H101ZM107 214H109V215H107ZM172 214H173L174 217L172 216ZM171 216H172L173 220H172ZM96 217H97V219H95ZM99 217H101L100 218L101 221H100ZM91 219H92V222H91ZM260 219H262V220H260ZM258 220L260 221V223H259ZM261 222H262V224H261ZM164 223H165V221H164ZM166 223H169V222H166ZM166 223H165L164 226L167 229V227L169 225L168 228L170 229V227H172L170 225H172V224L169 223L166 226ZM256 223H257V226H255ZM175 224L178 226L177 223H175ZM216 224H219V223H216ZM219 227H220V225L218 226V228ZM216 228H215V230H216ZM218 228H217V230H218ZM253 228H255V229H253ZM169 229H167V230H169ZM163 230H165V229H163ZM167 230H166V233L164 231H162V232H164V240H166L165 238H167V236H166ZM257 231H260V232L258 233ZM248 232L251 233V235ZM160 235H162V236H160ZM261 235H262V237H261ZM248 236H250V237H248ZM156 238L157 239L160 238V240H163V233L162 234L161 233L157 234ZM256 249H258L259 251L256 250ZM238 259L239 260L242 259V260L239 261ZM257 261H259V262H257Z\"/></svg>",
    "mask_w": 264,
    "mask_h": 264
},
{
    "label": "built area",
    "instance_id": "obj_3",
    "mask_svg": "<svg viewBox=\"0 0 264 264\" xmlns=\"http://www.w3.org/2000/svg\"><path fill=\"white\" fill-rule=\"evenodd\" d=\"M219 42H221L220 40H218Z\"/></svg>",
    "mask_w": 264,
    "mask_h": 264
}]
</instances>
